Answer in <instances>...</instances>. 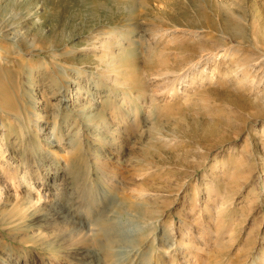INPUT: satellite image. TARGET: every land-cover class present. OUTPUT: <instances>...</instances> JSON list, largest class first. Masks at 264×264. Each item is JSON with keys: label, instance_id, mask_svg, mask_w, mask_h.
<instances>
[{"label": "rangeland", "instance_id": "1", "mask_svg": "<svg viewBox=\"0 0 264 264\" xmlns=\"http://www.w3.org/2000/svg\"><path fill=\"white\" fill-rule=\"evenodd\" d=\"M219 13L241 22L239 38H228ZM200 48L231 77L199 82L186 70ZM127 49L137 64H125ZM242 51L264 60V0H0V203L17 196L33 205L23 208L30 215L51 200L25 175L41 149L60 168L57 184L93 194L86 207L54 205L87 224L79 238L93 234L102 215L90 210L106 196L101 225L144 239L108 262L85 248L77 259L68 241L43 248L54 232L17 222L7 205L0 264H263L264 82ZM216 233L226 249L213 257Z\"/></svg>", "mask_w": 264, "mask_h": 264}, {"label": "bare ground", "instance_id": "2", "mask_svg": "<svg viewBox=\"0 0 264 264\" xmlns=\"http://www.w3.org/2000/svg\"><path fill=\"white\" fill-rule=\"evenodd\" d=\"M142 8L145 10L144 7H142ZM218 8H220V7H218ZM201 13H202V11H201ZM204 17H205L204 20H205L206 25H208L211 30H215L216 29L215 22H213L212 19L206 15H204ZM219 21H220V25H221L222 30L225 31L226 34H228L229 39L235 40L241 36V32L243 31L241 29L242 27L240 25L241 22L239 21L240 22L239 23L238 20H236L234 17H232V15L229 16L228 13H227V15H225L224 13H219ZM181 31H184V30H181ZM189 31L197 32L198 30H196L195 28H191ZM249 32H250V29H248V33ZM200 41H202V40H200ZM228 41H230V40H228ZM220 43L226 44L227 42L224 40L223 41L221 40ZM242 45H243V40H240V41H237V43H236V45H234V47L240 49V47H243ZM251 49H253V48H251ZM242 50H245V49H242ZM134 51L135 50H133V49H127L124 52V54L122 55V56H124L123 57L124 59L123 58L122 59L126 62L125 64H128V63L129 64L130 63H136L137 64L138 63L137 62L138 60H136L137 55H134V53H135ZM221 52H222V50H221ZM225 52H227V51H225ZM242 53L243 54L245 53V55H244L245 59L248 58V61L250 62L247 65L249 70L251 71V69H252L253 71H255L254 73L257 76V78L261 79L264 82V60H260L257 57H254L255 52H253V51L252 52H243L242 51ZM182 55H184V53ZM179 56H180V54H179ZM183 57H185V56H183ZM183 57H181V58H183ZM216 57H217L216 53L207 54L204 52V48H200V54H198V57L197 58H191L187 62V64L184 65V67L188 65L187 69H189L193 74L198 75V73H199V77H200L199 82L209 81V83H210L213 80L214 81H219V80L223 81L226 78L231 77V75H232L231 71L232 70H229L228 66L217 61ZM183 60H185V59H183ZM161 62H162V60H161ZM185 69H186V67H185ZM168 72L171 73L172 71L171 72L168 71ZM251 73L253 74V72H251ZM186 77H187V73L180 75L178 77V79H179V81H184L183 79ZM173 81H172V79H169V76H168V77L163 79L162 83L163 84L165 83V85H166L167 82L172 83ZM169 87H170V85H169ZM170 89H171V91H169L170 94L174 95L176 93L175 87L172 85ZM58 101H63V102L71 101V98L60 97ZM89 128L90 127H87V129H89ZM37 152L39 153L38 155L40 157H36V155H35V158H32V162L28 163V165H27L28 170H27V174H25V175H26V178L29 180L34 179V183L36 184L38 189L50 192L51 193L50 194L51 200L49 199L48 201L43 202L40 206L33 208L32 212L29 215V213L26 212L27 209H23V208H25V207H31L32 208L33 207L32 204H28L29 202L27 200H25L27 202V204H26L25 201L18 199L17 196H16L15 201L13 202V201H11V198L9 197L5 201H3V203L2 202L0 203V210L6 208L7 205H11V207L8 211V214L15 215L17 213L20 216V219H18L17 222L23 221V220L28 218L31 221V223L36 224L37 226L41 227L43 232L53 231L54 232L53 237L50 238L47 242H43V243H46V245H44L43 248H47L46 246H49L52 244L60 245L61 242L62 243L63 242L68 243L69 242V245H71L75 248L74 252L76 253V255H74V256L72 255L73 258H77V259L82 258L83 259L85 257V254L81 253V249L85 248L88 251H91V253L94 255V261L96 260V258H98L102 261L108 262V260H110L111 256L113 254L114 255L116 254L115 252L117 250H118L117 253L120 250H123V248H125V247H128L129 250H131V247L135 246V244H136L135 242L140 237L133 239V240H125V239L122 240V238L124 237V234H122V232L120 231L119 228H116L114 223H110L108 221L109 216H107L108 215L107 213H109V212H108L106 206L109 202V199L106 196L98 198V204L95 205V207H93L92 210H90V212L94 213V215L100 214V215H102V218L104 216H107V218H108L107 221L109 223H107L106 225H101L100 220L102 218L101 219H94V221H92L94 224V229L90 228V230L93 231V234L92 235L89 234V235H85V236L83 235L80 238L78 237V235L80 234V232L83 229H88V228H86L87 224L85 222H80V223L77 222L78 220H76V218L74 219L66 209L56 208V207H54V205L61 203L62 201H65L68 203L73 202L76 207H86L87 205L95 202V200H93V196H92L93 194H91V190L89 188L83 189L84 190L83 191L84 196L82 193H81L82 195L79 194V192L78 193L73 192V194H72V192L68 193L65 189V186H66L65 181L62 180L63 181L62 183L60 182L57 184L58 180L56 178V175L58 172L56 170H59L60 168H58L57 166L52 167V161L53 160H52V158L46 156L44 154L45 153L44 151H42L40 149ZM77 156H80L79 150L74 151V157H72L73 161L78 160ZM31 157H32V154H31ZM33 157H34V155H33ZM47 162H49V164H47ZM45 167H47V170H45ZM41 170H43V171L45 170L44 172H42L43 174L40 173ZM35 174H37L39 178L38 177L35 178L34 177ZM17 179H20V177L17 176ZM15 180L16 179H14V176L9 177V181H11L13 184L16 182ZM21 180H22L21 181V183H22L23 179H21ZM59 185H60V188H59ZM54 189H56L55 191H57V192L60 191L61 193L56 194L57 192H52L51 190H54ZM30 190H31L30 188H28L26 190L29 195L31 193ZM68 200H70V202ZM130 208L132 210H136L135 206L132 204L130 205ZM71 209H69V210H71ZM17 214H16V216H17ZM74 215H75V217H78L81 215V212L76 211L74 213ZM29 217H31V218H29ZM89 217H91V214H89ZM5 220H8V219H5ZM233 220H235V218H233ZM69 221H71V224L73 225L70 229H68V224H70ZM103 222H102V224H103ZM197 223L200 225L202 222L200 221ZM217 226H218V229L221 230V228L223 226L222 219H220V223L219 222L217 223ZM232 228L234 230L236 229L234 226H232ZM205 235H206V233L204 234V232H203L204 237H205ZM217 236H219V237H217ZM229 237L231 239H233L234 236L230 235ZM168 238H169V234L165 233V235H163V237H161L160 239L163 242L165 239H168ZM221 238L222 237L220 236V234L216 233V238L214 239V246L211 247V252L213 253V257L223 255V253L226 249V247L222 244ZM90 239H94V241H97V239L101 240V243L99 241H97L100 245L98 246L97 245L98 243L97 244L93 243L94 244L93 245L92 241L90 242ZM139 240H140V242H144L143 241L144 239H142V238H140ZM111 246H114L115 248L112 250ZM240 253H236V254L238 255ZM246 253H247V251L244 252V254H246ZM120 257H122V256H120ZM126 257H128V256H126ZM163 259H165V258H163ZM255 260H257V259L255 258ZM114 261H116V260H114ZM229 263H231V261H229ZM111 264H114V262L112 263V261H111Z\"/></svg>", "mask_w": 264, "mask_h": 264}]
</instances>
